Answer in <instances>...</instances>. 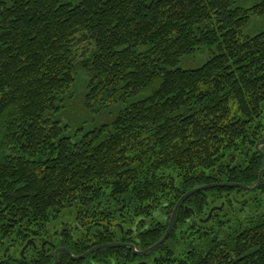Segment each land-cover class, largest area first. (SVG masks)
<instances>
[{
    "label": "trees",
    "instance_id": "trees-1",
    "mask_svg": "<svg viewBox=\"0 0 264 264\" xmlns=\"http://www.w3.org/2000/svg\"><path fill=\"white\" fill-rule=\"evenodd\" d=\"M234 3L0 0V264H11L8 243L47 231L67 212L81 220L74 255L119 242L122 230L145 250L164 236L188 191L258 183L264 31L242 30L264 15V0ZM206 48L213 52L201 67L179 66ZM86 257L143 259L120 246ZM145 258L264 264V175L257 189L190 195L168 238ZM71 263L59 255V264Z\"/></svg>",
    "mask_w": 264,
    "mask_h": 264
},
{
    "label": "flooded vegetation",
    "instance_id": "flooded-vegetation-1",
    "mask_svg": "<svg viewBox=\"0 0 264 264\" xmlns=\"http://www.w3.org/2000/svg\"><path fill=\"white\" fill-rule=\"evenodd\" d=\"M80 227L81 220L79 216L67 212L57 219L50 221L47 224V231L41 228L34 232H26L27 234L29 233L30 236L24 242L17 243L18 246L14 242L8 243L5 247L4 257H6L7 261L11 264H54L56 258L58 260L57 264H59V255L61 253H66L73 259L70 255V253L72 254L70 245L76 246V241L78 239L80 240ZM125 233L126 232L124 231L123 233L122 230V236L119 238V242L116 243H121L123 245L120 247L132 248L134 251L135 246L126 240ZM60 249H68L70 253ZM135 249L137 251H142L141 249ZM146 256L147 255L142 256L143 259L137 260L134 263L125 262V264H136L141 261H147L145 258ZM76 262L75 264H107L106 259L102 257H85L84 259L76 260ZM121 263L124 262L121 261ZM113 264H116V262Z\"/></svg>",
    "mask_w": 264,
    "mask_h": 264
},
{
    "label": "water",
    "instance_id": "water-1",
    "mask_svg": "<svg viewBox=\"0 0 264 264\" xmlns=\"http://www.w3.org/2000/svg\"><path fill=\"white\" fill-rule=\"evenodd\" d=\"M264 144V138H262L261 140H259L256 144V147L258 149L261 150V145ZM264 154V152H263ZM263 175H264V168L260 171L259 173V181L258 183L253 186V187H249V186H246L244 184H240V183H233V182H222V183H213V184H207V185H203V186H199V187H196L190 191H188L187 193H185L184 195L181 196V198L178 200V202L176 203L175 207H174V211H173V215H172V218H171V222L169 224V227L167 229V231L165 232L164 236L158 241L156 242L154 245H152L151 247L145 249V250H142V251H137L135 248H134V253L136 255H139V256H145L147 254H149L150 252L154 251L161 243H163L167 238L168 236L170 235L172 229H173V225H174V222H175V218H176V215H177V212L181 206V204L183 203V201L188 198L190 195L194 194L195 192L199 191V190H202V189H206V188H211V187H240V188H245V189H257L260 187V185L262 184V181H263ZM240 202V201H239ZM225 203H222L221 205H215L213 206L209 213H208V216L204 219H201V221L203 222H208L211 217L213 216V213L216 211V210H220L224 207ZM191 212L193 213V218L195 217V212L193 209H191ZM123 244L121 243H106V244H103V245H100V246H96L88 251H86L85 253H83L82 255H73L70 253V251L68 249H60V250H66L70 253L71 257L74 259V260H81V259H84L87 255H89L90 253L94 252L95 250L101 248V247H117V246H121ZM57 258H56V261L54 264H57ZM137 264H147L146 261H141Z\"/></svg>",
    "mask_w": 264,
    "mask_h": 264
},
{
    "label": "rangeland",
    "instance_id": "rangeland-1",
    "mask_svg": "<svg viewBox=\"0 0 264 264\" xmlns=\"http://www.w3.org/2000/svg\"><path fill=\"white\" fill-rule=\"evenodd\" d=\"M260 1L261 0H235L234 6L251 7L259 3ZM261 31H264V15L263 16L253 15L250 21L243 27L242 30L243 35H251V36L260 33ZM86 44L87 43L84 42L82 46ZM82 46L80 45V47ZM212 52L213 51L206 48L193 56L183 57L181 62L179 63V66L186 69L201 67L206 62V60L212 55ZM81 102H82L81 98L78 97L75 100L73 107L81 104ZM84 114H86V112L81 113V115ZM263 123H264V117H263Z\"/></svg>",
    "mask_w": 264,
    "mask_h": 264
}]
</instances>
